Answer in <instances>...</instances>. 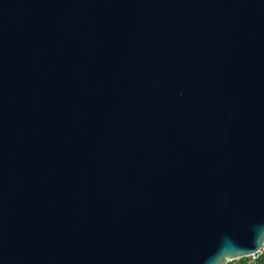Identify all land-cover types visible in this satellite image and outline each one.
I'll return each instance as SVG.
<instances>
[{"label": "water", "instance_id": "95a60500", "mask_svg": "<svg viewBox=\"0 0 264 264\" xmlns=\"http://www.w3.org/2000/svg\"><path fill=\"white\" fill-rule=\"evenodd\" d=\"M263 249L264 0H0V264Z\"/></svg>", "mask_w": 264, "mask_h": 264}, {"label": "trees", "instance_id": "16d2710c", "mask_svg": "<svg viewBox=\"0 0 264 264\" xmlns=\"http://www.w3.org/2000/svg\"><path fill=\"white\" fill-rule=\"evenodd\" d=\"M226 264H264V249L262 250L260 254L256 255L254 259L248 262L243 261V259L241 258V259H238L237 261L236 260L229 261Z\"/></svg>", "mask_w": 264, "mask_h": 264}, {"label": "rangeland", "instance_id": "374dc122", "mask_svg": "<svg viewBox=\"0 0 264 264\" xmlns=\"http://www.w3.org/2000/svg\"><path fill=\"white\" fill-rule=\"evenodd\" d=\"M242 259H243V261L248 262V261L254 259V257H246V258H242ZM237 260H238V259H237ZM237 260H236V261H237ZM229 261H231V260H229ZM229 261H227V263H228ZM235 263H236V262H235Z\"/></svg>", "mask_w": 264, "mask_h": 264}]
</instances>
